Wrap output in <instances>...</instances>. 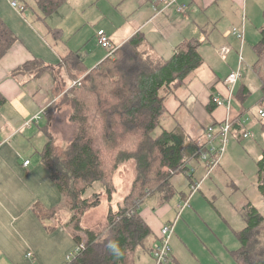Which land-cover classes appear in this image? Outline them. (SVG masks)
Segmentation results:
<instances>
[{
	"label": "crops",
	"instance_id": "crops-1",
	"mask_svg": "<svg viewBox=\"0 0 264 264\" xmlns=\"http://www.w3.org/2000/svg\"><path fill=\"white\" fill-rule=\"evenodd\" d=\"M132 1L131 8L140 11L142 16L134 24L131 19V27L124 32L118 27L111 30L106 26L107 31L102 27L97 28L103 29L115 46L141 30L148 47L159 57L167 59L182 41L189 38L201 41L199 51L203 61L189 73L182 86L166 96L164 105L168 114L161 119L162 127L168 130L180 128L192 141L202 143L206 125L217 123L228 115L237 117L241 123L233 126L224 155L202 180L200 188L188 198L186 206L182 209L178 207L189 189L188 178L183 173H176L170 178L175 192L171 199L163 201L160 194H150L140 201L139 213L152 234L147 239L146 248L139 247L136 250L134 264H154L148 248L159 238L161 225L168 221L173 222L171 259L168 264H239L233 257V251L241 247L236 232L234 235L233 231L227 230L222 236L221 229L225 228L200 225L196 212L199 208L209 207H205L202 197H196V193L204 188V183L209 179L204 191L217 196L216 201L221 195L236 196L239 200L236 214L242 215L247 202L241 200L240 190L228 187L224 172L233 147L231 146L230 151L228 148L236 142L233 139L248 141L250 138L242 137V132L252 133V126L258 123L264 126L258 114L259 109L264 108V96L261 97V82L254 70L255 61L250 64L248 76L241 72L242 77L231 93L230 108L216 106L211 99L214 96L224 99L229 96L224 80L230 71L239 66L240 53V67H249L243 56L246 54L245 36L253 25L258 31L264 25V0H174L165 8L163 1ZM65 2L64 0L63 4ZM33 3L35 4L34 1ZM99 3L100 0L95 4L98 6ZM24 4L25 2L22 5ZM181 4L184 5V10L178 11ZM27 8L29 7L26 6L21 12L10 5V0H0V19L15 37L13 44L0 57V93L6 100L0 107V264H67L66 256L74 250L77 242L74 239L73 225L69 222L71 212L64 205L58 187L40 160L39 152L46 142L41 126L46 118L41 117L38 125L23 127V124L40 108L56 102L62 90L75 80L72 78L73 68L63 60L65 54L70 51L78 52L83 69L78 78L106 56L96 55L88 60L78 48L70 49L68 39L63 37L62 27L55 23V12L41 18L36 7L37 10L30 11L33 20H29L24 15ZM161 9L163 10L158 12ZM48 26L60 28L56 39L48 32ZM232 27L243 29V41L226 33ZM79 30L81 29L78 27L72 28L69 34L73 35ZM158 43H163V46ZM222 46H229L231 50L221 57L218 49ZM246 57L248 58L247 54ZM33 60H40L51 67L36 76L15 70ZM250 76L256 79L257 84ZM254 91L258 96L249 103V97ZM253 137L254 134L251 139ZM260 156L257 155V160ZM27 159L29 164L24 165ZM192 164L196 167V176L202 178L203 165L196 162ZM213 173L216 174L214 180L211 179ZM177 175L182 177L174 179ZM121 179V175L115 172V191L119 190ZM131 183L132 181L124 191H118V199L112 203L114 210L129 191ZM103 197L107 198L104 194L101 199ZM251 204L258 209L255 203ZM41 207L44 211H40ZM82 225L95 228L85 224L83 219Z\"/></svg>",
	"mask_w": 264,
	"mask_h": 264
},
{
	"label": "trees",
	"instance_id": "trees-1",
	"mask_svg": "<svg viewBox=\"0 0 264 264\" xmlns=\"http://www.w3.org/2000/svg\"><path fill=\"white\" fill-rule=\"evenodd\" d=\"M33 1L41 18L52 15L64 3V0ZM47 28L55 39L59 36L60 28ZM259 32L260 38L253 45L256 52L253 66L264 95V25ZM14 41V35L0 19V57ZM200 45V40L189 38L163 59L148 47L144 32L139 30L117 46L112 56L106 55L80 78L83 69L78 52L70 51L63 56L74 70L75 80L63 102L71 109L69 120L76 124V131L67 146L58 149L49 130V111L54 103L49 104L44 115L46 121L41 126L46 142L39 155L71 212L69 222L75 231L74 239L84 245L67 264H134L136 250L146 248L152 231L137 204L152 191L160 194L163 201L171 199L175 192L170 178L176 173L186 175L187 163L195 162L191 159L201 144L192 141L180 128L168 130L161 125L162 117L168 114L164 105L166 96L182 86L189 73L203 61ZM50 67L33 60L15 70L36 76ZM5 101L0 93V107ZM236 123L241 125L239 121ZM252 136L249 132L246 138ZM128 160L135 164L129 191L116 210L109 207L105 222L99 224L101 228L84 227V214L100 204L103 194L108 201L111 199L115 191L114 174ZM256 165L258 188L264 195V149ZM187 178L189 181L190 177ZM188 196L189 189L181 200ZM250 206V214L247 212L245 218L246 222L249 218L247 225L236 232L241 247L233 251V257L239 264H264V254L260 255L252 246L253 234L264 220L258 209ZM247 207L244 205L243 210ZM110 244L116 246L115 252L109 248Z\"/></svg>",
	"mask_w": 264,
	"mask_h": 264
},
{
	"label": "rangeland",
	"instance_id": "rangeland-1",
	"mask_svg": "<svg viewBox=\"0 0 264 264\" xmlns=\"http://www.w3.org/2000/svg\"><path fill=\"white\" fill-rule=\"evenodd\" d=\"M15 1L18 5L26 2L29 8H27V11L24 15L27 16L29 20H33L32 13L30 12L32 9H36L33 0ZM65 1L66 4H63V6L54 13L53 18L55 19V23L62 27L63 37L68 39V45L70 49L75 50L78 48L80 52L83 53V56L88 60H91L96 55L97 57L99 55L103 57L107 55V50L98 43L97 36L94 35L98 27H102L106 31L107 27L111 30H114L115 27H118L121 28V32H124L126 28L131 27V19V23L134 24V22L139 20L142 16L140 11L131 8L133 2L132 0H100L98 6L95 4L98 0ZM27 12L31 15H29ZM121 24L123 25L119 26ZM75 27H78L81 30L75 32L73 35H70L69 30ZM259 37L260 34L257 27L253 25L245 36L244 49L248 58L246 57V54L243 56L249 67L245 69L243 66L241 68L243 75L248 76V73L251 70L250 64L255 61L256 53L252 49V45L259 40ZM113 41L117 43V41ZM158 44L163 46V43ZM251 79H253L257 84V81L253 76ZM249 82L255 86L252 80H249ZM68 89L69 88L62 90L61 94L57 97L56 102H53L54 106L52 107L51 111H49V130L52 134V138L54 139V145L58 149H64L69 141L74 137L76 131V124L69 120L71 109L67 104H65V102H63L64 96L66 95L65 93ZM255 93L256 92L254 91L249 97V103L257 98L258 93ZM263 96L264 95L261 91V97ZM261 119V122L264 123V118ZM251 131L254 134V137L252 139H248V141H246L247 139L239 140L234 137L235 139L233 140L236 142L230 144L228 148V151H230L231 146L233 147L225 165L226 170L224 172L225 176H227L229 184L228 187H236L237 190L242 192L240 195L241 200H247L246 204L248 207L242 211V215H238V213L236 214L238 211L236 204L239 201L237 200L236 196L228 197L227 195H221L218 201H216L217 196H211L210 194H207L206 191H204L205 184L209 181V179H207V181L204 183V188L196 193V197L198 195L202 197V200L206 204L205 207H209H202L199 208L200 210H197L196 215L199 219V224L205 225L208 228H211L212 226H221L222 228H225L221 229L222 236L227 230L228 232L233 231V234L235 235L234 232L241 230V228L247 225L249 218L246 222V216L247 212L250 214V205H252L251 202L255 203V205L258 207V212L263 216L264 220V195L263 192L259 190L258 184L256 182L258 170L256 165L257 155H261L264 149V126H262V124L260 126L258 123L255 126H252ZM116 172H118L122 177L121 185L118 191H124L125 188L129 186V183L132 181V178L135 174L134 161L128 160L123 162L119 165ZM206 174L207 172L205 173L204 170L203 179L209 175L208 174L206 176ZM215 175V173L212 174V180H214ZM181 177V175H177L174 176V179L178 180ZM118 191L116 189V191L113 192L112 197L109 200L111 203L108 202L107 198L103 197L97 207L91 208V210L87 211L83 217L85 224L93 225V227L95 226V229L101 228L99 224L105 222L109 207L113 208L114 204L112 203L116 202L118 199ZM153 193L154 192L152 191L151 194ZM248 199H250L251 202L248 201ZM232 202L234 203L233 205L230 204ZM183 203L184 201L181 200L178 206ZM138 204L141 205L140 202ZM196 225L197 223H195V226ZM230 227H232V230ZM197 231L199 232L200 230L197 229ZM194 235L197 236L196 233H194ZM199 235L201 234L199 233ZM202 235L205 238L204 234ZM252 246L257 252L261 253L260 255L264 254V221L253 234Z\"/></svg>",
	"mask_w": 264,
	"mask_h": 264
},
{
	"label": "built area",
	"instance_id": "built-area-1",
	"mask_svg": "<svg viewBox=\"0 0 264 264\" xmlns=\"http://www.w3.org/2000/svg\"><path fill=\"white\" fill-rule=\"evenodd\" d=\"M163 1L164 8L171 4L174 0H157ZM10 5L17 9L18 11H23L25 9L24 5L17 4L15 0H10ZM163 8V9H164ZM163 9L159 10L161 12ZM184 5L181 4L178 7V11H183ZM227 34H233L241 41L244 39L243 29L238 27H232L227 32ZM98 43L107 50V56H112L113 52L115 51L116 47L106 35L103 29H99L96 32ZM229 46H222L218 49L219 55L225 56L230 52ZM242 65V58L241 53L239 54V66L230 71L229 74L226 76L224 80V84L229 91V96L227 98H220V97H212V101L215 103L216 106H226L230 108V101L232 100V91L238 82L241 79V66ZM75 83V82H74ZM48 107V106H47ZM47 107L40 108L34 115H32L29 119H27L23 127L31 126V125H38L41 117H43L47 111ZM258 114L260 117L264 116V108L259 109ZM238 122L237 117L232 118L229 115L226 116L223 120L217 123H210L206 125L204 128V141L198 146L197 150L195 151L194 155L192 156L191 161H195L197 164L203 165V169L205 173L207 172L206 176L211 173L212 169L218 165L219 161L221 160L222 156L224 155L226 145L229 140V135L231 132V128L234 123ZM249 136V132H243V137ZM29 164V160L24 161V165ZM170 174H173L174 171H169ZM186 175L190 177L189 182V196L196 192L201 185L202 179L204 177H197L196 176V167L191 163H187ZM188 198L183 200L184 203L180 204L178 207L183 208L188 204ZM138 208L140 204H137ZM173 233V222H166L162 225L159 231V238L152 246L151 255L154 260V264H168L171 259V236ZM84 249L83 243H79L75 246L74 250L67 254L66 260L67 263L71 261V259L78 254L81 250Z\"/></svg>",
	"mask_w": 264,
	"mask_h": 264
},
{
	"label": "clouds",
	"instance_id": "clouds-1",
	"mask_svg": "<svg viewBox=\"0 0 264 264\" xmlns=\"http://www.w3.org/2000/svg\"><path fill=\"white\" fill-rule=\"evenodd\" d=\"M109 248H110L112 251H114V252H115L116 246H115V245H113V244H110V245H109Z\"/></svg>",
	"mask_w": 264,
	"mask_h": 264
}]
</instances>
